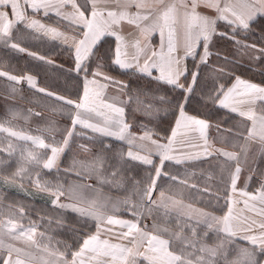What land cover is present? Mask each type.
Here are the masks:
<instances>
[{
  "label": "snow or ice",
  "instance_id": "1",
  "mask_svg": "<svg viewBox=\"0 0 264 264\" xmlns=\"http://www.w3.org/2000/svg\"><path fill=\"white\" fill-rule=\"evenodd\" d=\"M53 12L67 21L71 36L33 18L41 13L47 17ZM221 22L229 32L219 31ZM19 24L32 33L61 39L68 45L74 65L71 72L75 73V79L82 81V94L73 100L38 87L31 75L16 76L0 71V77H6L15 84L26 80L37 92L53 97L61 105V113L67 110L70 121L63 128L56 121H49L43 130L48 133L47 143L43 136L25 134L0 123V133L32 145L21 149L19 167L11 181L29 178L35 187L49 194L53 209L61 210V213L70 210L77 214L85 227L88 221H93L95 231L80 234L73 228L77 234L73 245L59 240L53 243V237L38 232L35 221L30 220L27 226L19 222L26 215L25 208L21 206L16 212L17 219L0 221V264H264V219L257 224L255 219L244 214L255 212L264 218V169L248 165L253 144L257 145L256 155L264 160V84L234 75L230 85L214 82L206 99L200 97L205 104L210 102L241 118L240 125L233 128L217 127L221 142L235 151L214 148L207 136L211 127L209 122L186 111L193 101L200 103L197 100L200 66L208 64L214 37L232 40L238 49L247 51L251 61L264 64V0H84V3L79 0H0V45L25 52L27 50L20 46L25 37L17 28ZM124 27L130 29L127 36ZM257 27L260 30L259 43L249 44L237 39L241 33L250 34ZM154 34H158V44L153 43ZM106 37L114 38V46ZM105 44H108L107 48ZM200 47L202 52L197 50ZM181 51L183 55H180ZM28 55L45 60L33 52ZM189 57L199 58L196 70L191 73L185 63ZM224 59L228 60L227 57ZM45 62L53 63L51 60ZM112 66L125 73L146 77L148 87L108 97L109 85L120 90L128 88L105 71ZM213 71L221 78L233 76L224 68ZM16 91L13 87L12 92ZM124 95L127 99L122 98ZM133 104L136 105L134 111L150 119L163 121L169 114L178 113L170 135L162 137L146 126L142 128V134H133L130 131L132 125L126 119V109ZM12 118H18L17 114ZM180 129L199 134L201 144L185 145V148L197 151L184 152V149L173 148ZM86 130L101 137L125 141L129 146L127 158L153 167L155 177L150 176L147 186L142 189H134L133 194L138 199L123 201L131 219L107 214L109 198L87 183L90 179H95L100 185L112 183L120 175V170L109 163L106 155L111 151V145H104L102 151L92 153L90 157L74 159L64 170L65 174L74 173L78 184L65 187L59 181L42 182L41 172L53 168L59 172V157L66 149L70 150L74 138L85 135ZM137 140L148 142L151 147L145 143L136 144ZM81 147L84 152L90 151L87 146ZM134 147L144 154L133 152ZM8 148L12 150L11 143ZM173 151L184 154L173 155ZM153 155L159 157V166L154 164ZM201 156H215L219 161L227 209L222 216L186 212L187 206L183 201L166 195L163 189L154 198L157 179L162 175L165 161L180 164ZM124 158L125 154L121 153L120 161ZM108 169H112V181L107 179ZM245 170L248 175L243 176L241 187L238 182ZM257 173L259 186L249 191ZM209 178H212L211 174ZM170 179L189 186L186 180H179L176 176ZM190 187L195 188L196 185ZM77 189L81 190L79 194ZM241 204L243 207L237 213V206ZM161 209L165 219L163 224L156 216ZM2 212L3 205L0 204V215ZM173 214L175 229L168 226ZM44 218L43 215L40 217L41 220ZM149 219L151 224L144 223ZM52 222L49 218L48 224ZM55 222L63 226L61 216L58 215Z\"/></svg>",
  "mask_w": 264,
  "mask_h": 264
},
{
  "label": "trees",
  "instance_id": "2",
  "mask_svg": "<svg viewBox=\"0 0 264 264\" xmlns=\"http://www.w3.org/2000/svg\"><path fill=\"white\" fill-rule=\"evenodd\" d=\"M224 41L227 46H222L221 49H214V53L219 56L227 57L228 60L226 61L225 59H221L223 63H226L227 65L230 64V66L226 65H216L213 62L210 64L202 66L200 69V86L197 89V100H200L201 96H204L206 99V96L209 92L214 87V82L215 83H227L230 84L232 79L234 78V75H239L240 77L255 81L257 83L264 84V64H261L259 62H253L250 59H245L241 58L238 55L232 54L233 52L228 51L230 50L229 48H238L236 45H234L233 41L225 38V37H219ZM256 38V37H255ZM247 39V38H246ZM248 40V39H247ZM250 40V39H249ZM245 41V40H244ZM46 46L49 47H55V52L53 54H48L45 51H42L41 49L34 47L32 45L27 46V51L28 52H33L36 53L40 56H43L47 59L52 60V64H47L40 59H36L33 56H30L28 54H20V53H12V65L10 67L6 68H1L2 70L15 74L17 76H22V75H27L31 74L34 76H37L39 78V83L40 86L43 88L47 89L48 91H51L57 95L60 96H65L67 98H71L73 100L77 99L78 94H82V81H78L75 79V73L71 72V69L73 68V60H71L70 65H67V59L64 57L60 56H55L60 50L67 51L69 50L65 47H61L55 43H48V41H44ZM259 43V42H257ZM69 54H71L69 52ZM229 54L231 56H229ZM190 63L191 60L189 61V70H190ZM65 67V68H64ZM208 68L212 71L213 75L206 78L203 73V69ZM218 68H224L228 72L232 73L233 76L229 77H224L223 79H219L217 77V72H214L213 69H218ZM108 72L119 76L124 79H129L130 78V73H125L121 70H119L117 67L112 66L110 69H106ZM190 72V71H189ZM49 79V82L47 81ZM77 85L75 84V82ZM70 83L69 88L64 87V83ZM15 87L17 89L16 92H12V88ZM0 96L6 99L7 103H2L1 105L7 104V110H4V115L8 118H12L13 115L15 114L13 111L8 110L10 104H14L19 108H22L28 113V117L30 118H36L38 123H49V121H55L58 123V125H63V123H66L68 125L70 121L67 118V110H64L63 113H61V105L55 101L53 97H48L44 93H39L36 90L34 91L33 89L27 88L25 86H20L18 84H15L14 82H11L7 80L6 78H0ZM32 96L36 98L37 101H33ZM1 105H0V110H1ZM55 109V112L53 111ZM31 110V112H29ZM32 110H35L36 113H40L39 116L35 115L32 113ZM128 111V109H127ZM130 111V110H129ZM128 111V114H129ZM187 112L192 113L196 116L205 118L207 120L212 121L213 118L212 116L215 115H222L226 116L232 119H235L234 116L226 113L225 111L220 110L219 108L213 106L210 102L205 104L204 100H200V103H197L196 101H193L190 106L187 107L186 109ZM177 115V114H176ZM176 115L169 114L166 119L163 121L158 120V122H163L162 124L155 126L153 129L154 132L158 133L162 137H166L169 135L171 127L173 125V122L175 120ZM3 116V115H1ZM25 117V116H23ZM129 118V116H128ZM1 120V119H0ZM18 121H22V117L16 118ZM130 120V119H129ZM5 122L4 120H1ZM156 121V120H155ZM213 122V121H212ZM133 124V123H132ZM11 128H16L20 129L22 127L18 126L15 127L12 124H7ZM6 125V126H7ZM228 125V124H225ZM7 126V127H9ZM35 127V124H31L30 130L33 132H36V130L33 128ZM134 127V126H133ZM135 129H140L134 127ZM24 130H27L25 128H22ZM149 129V128H148ZM142 131V128L140 129ZM86 134L90 135L94 139L92 141L86 140V143L88 144V149H90L88 156L90 157L92 153L100 152L103 149L104 145H111V151L106 153V155L109 158V163L115 164V160L119 159L120 154L124 153L125 154V147L119 143H116L114 141H110L108 139L99 137L97 135H94L88 131H86ZM98 137V138H97ZM10 138V137H9ZM8 138L5 139L4 137L0 138V149L3 151H0V156L5 154V158L2 162H0V176H4L7 178H11L13 175V172L11 170L16 169L19 165V162H17L14 159L13 154H18L19 152H15L13 150V146L15 145L14 141L15 139L10 140ZM75 141L73 142V146L76 143L77 137H75ZM48 141V139H47ZM101 141H103V144H101ZM9 143L12 145V150L10 151L8 148ZM5 145V146H4ZM76 146V145H75ZM75 148V147H74ZM69 154V153H68ZM19 155V154H18ZM17 156H15L16 158ZM72 157V156H71ZM80 160V159H79ZM126 160V162H125ZM72 159L70 158V162L72 164ZM67 161H64V166ZM119 164V170H120V175L115 178V181L112 183H108L102 187V191L104 190L105 192H110L115 194L113 197L114 198H120L123 199V194L125 190H128L130 186L134 183L136 185V190L142 189L143 187L147 186L149 182V177H153V169L148 168V167H141L138 166L139 169H135V165L137 163L132 162L130 160H127L124 158L123 161L117 162ZM206 164V163H205ZM116 166V164H115ZM65 170V168H64ZM138 170V172H137ZM140 170V171H139ZM199 170V169H198ZM111 171L112 169H108L106 176L107 179H110V181L113 180V177L111 176ZM45 172L44 170L42 171L41 174ZM201 176H206L203 170L198 171ZM50 175H55L52 172L49 173ZM69 177L71 179H77L75 174L68 173ZM73 177V178H72ZM35 179V176L33 175L32 180ZM18 182H20L23 185H28V186H33L34 184L32 183L29 178L25 177L24 179H16ZM91 180V179H90ZM56 182L59 181L58 179L55 180ZM60 183L66 185L67 182L65 179L63 181H59ZM215 189V187H214ZM103 191V192H104ZM207 198H211L212 200L211 203L205 202V201H197L194 200L196 203H199L203 205L204 207H207L214 212L217 211V206L215 205V196H211L210 194L204 193ZM3 195L4 198H1ZM10 193L9 191H0V204L3 205V212L2 215H0V219L3 220L4 218H7L11 216L10 212L12 210V206L15 205L14 202H12V199L10 198ZM11 206V208L9 207ZM225 210V209H224ZM223 210V211H224ZM44 216V214L41 215H36L35 219L38 220L37 222H43L45 220H41L40 217ZM157 219L160 223H165V219L161 214H156ZM152 221L151 219H149ZM168 226L172 227L175 229V220L170 219L168 221Z\"/></svg>",
  "mask_w": 264,
  "mask_h": 264
},
{
  "label": "rangeland",
  "instance_id": "3",
  "mask_svg": "<svg viewBox=\"0 0 264 264\" xmlns=\"http://www.w3.org/2000/svg\"><path fill=\"white\" fill-rule=\"evenodd\" d=\"M224 30L229 31L226 27H224L221 24L220 25V31L225 32ZM255 35L257 36L258 34L254 33V32L250 33L249 35L241 33L239 36H237V39L241 40L242 42H246V43H249V42L251 43L253 41H256V42L260 41V37H256L255 38ZM23 41H25L29 45H32L34 47H37V48L41 49L42 51L47 52L48 54H53L55 52V49H56V46L55 47L46 46L44 44L45 43L44 40H42L41 38H34V37H31V36H29L27 34H25V38L23 39ZM224 41L225 40H223L221 38H217V36L214 37L213 41H212V43L210 45L209 51L211 52L214 49H221L222 46H227V44H225ZM48 43H50V42H48ZM107 47H108V44H106L105 48H107ZM229 49L230 50H228V51L233 52L232 54L238 55L241 58L249 59V54L247 53L246 50L238 49V48H229ZM12 53L28 54L29 52L28 51L19 52L17 50L11 49L9 47L0 45V71H2L1 68L10 67L12 65V56H11ZM211 53H212V55L208 58V63L211 61V62H213L216 65L220 64V65H226V66L229 65L230 66V64L227 65L226 63L222 62L221 59H224L222 56H220V58H221L220 59L219 56H217L214 53V51L211 52ZM38 56H40V55H38ZM55 56H60V57L66 58L67 59V63H69L67 65H70V62L72 60V56H71V54H69V52H67V51L65 52L63 50H60L57 54H55ZM229 56H231V55L229 54ZM46 60H50V59L45 58V60H41V61L45 62ZM197 63H199V58L198 57L195 58V59L194 58L191 59V63H190V67L191 68L189 70L190 73L192 71L196 70L195 66H196ZM47 64H49V63H47ZM202 66H204V65H201L200 69L202 68ZM203 73H204V76L206 78H208V77L213 75L212 71L210 69H208V68H204L203 69ZM217 77L219 79H223L224 78V77L221 78L219 76V74H217ZM0 78H2V77H0ZM3 78H6V77H3ZM129 80L132 81V84H131V86L128 88V90L126 92H128V91L135 92V90H137V89H143V88L148 87V81L144 80L142 78L130 76ZM47 81L49 82V79ZM24 84H25V80L22 81L21 83H19L18 85L25 86V87L29 88L27 85H24ZM75 84L77 85L76 82H75ZM40 87H42V86H40ZM64 87L65 88H69L70 87V83L69 82L68 83H64ZM152 87H155V85L153 84ZM124 97H126V95H124ZM32 99H33V101H37L34 96H32ZM2 103H7V101H6L5 98L0 96V105ZM135 107H136V105L133 104L132 107L128 108V111L130 110L128 116H129L130 122L133 123V125L136 126V128H140L141 129L144 126H146L149 129H153L155 126H158V125L163 123V122L159 123L157 119H150L149 117H146L145 115L141 114L140 112L134 111L133 109ZM9 108L10 109H8V110H11L15 114H17V117H22V121H18L16 119L6 117L3 112H4V110H7V104H4V105H1L0 119L4 120L5 122L0 120V123H4L5 127L9 126V125H7L9 123V124H12L15 127L20 126L22 128L27 129V130H24V129L21 128V131H23V132H27V133H31V134H41L43 137L46 138V141H47L48 133L43 131V130L48 126L49 123H46V124L38 123L36 118H30L29 119L28 113H26V111L24 109L19 108V107H17L14 104H10ZM32 113L35 114L36 113L35 110H32ZM1 115H3V116H1ZM12 115H14V114H12ZM23 116L27 117V119H24ZM211 118H213L212 121L217 123L218 125L229 124V123L233 122V120L231 118L226 117V116H222V115H218V114L215 115V116H212ZM54 121H55V119H54ZM32 123L35 124V127H33V128L36 130V132H33V131L30 130ZM65 126H67L66 123H63V125H60L59 127L63 128ZM140 129H138V131ZM213 132H214V129H213ZM216 135H217L218 138L221 139V137H219L218 134H216ZM1 137H4L7 140L9 138L7 133H0V138ZM76 137H77V140H76V143H75L76 146L75 145L73 146V143H72L70 150L67 149L66 153L64 154L62 170H60L59 172H57L56 170H51V171L44 170L45 172H43V174H41L42 182L43 181H48L50 183H56V181H55L56 179H58L59 181H63L65 179L67 182H69V183H67L65 185V187L69 186L70 184H78L79 183L78 179H71L69 177V174H65L64 168L67 169V168L70 167V165H71L70 158L72 160H74V159L79 160V159H84V158L89 157L88 156L89 152H84L81 146L82 145L83 146H88V144L86 143V140L92 141L94 138L91 137L88 134L77 135ZM11 138L15 139L13 137H10L9 139L12 140ZM57 139H59L58 136H57ZM75 139L76 138H74V141H75ZM12 141H14V140H12ZM14 142H15L14 143L15 145L13 146L14 147L13 150L15 152H19L18 153L19 155L18 154H13L12 156H14V159L17 162H19L21 149L22 148H31L32 146L29 143H26V142L24 143L23 141L18 140V139L16 141H14ZM47 142H49V140ZM2 149H0L1 152L3 151ZM253 150H254V154H255L256 153V149L254 147H253ZM15 156H17V157L15 158ZM4 158H5V154L1 155L0 156V162H2L4 160ZM64 161H67L65 166H64ZM114 162L116 164V168L118 169L119 168V164H117V162H119V159L115 160ZM125 162H126V160H125ZM212 163H215V162H212ZM212 163H210V164L199 163V164H196L195 167L197 169H199V170H204V169H206L207 165H211ZM137 165L141 166V167H144V166H142L140 164H136L135 167H134L135 169H139ZM0 166H1V164H0ZM18 167H19V165H18ZM17 168L13 169L11 171L13 173H15ZM178 170H179V168L174 169V171H178ZM50 172H52L54 174H57V176L50 175L49 174ZM137 172H138V170H137ZM70 174H72V173H70ZM2 177L3 178H7V177H4V176H0V191H9L10 196H11L10 198L12 199V202H14L15 204L20 205V206H22L24 208H27L26 210H27V215L28 216L25 215L26 217H24L19 222L20 223H24V222H27V221L29 222L30 220L38 221V220L35 219V216L44 214L45 215V220L40 224L41 232H45L46 236L53 237V243L56 240H59V241H62L64 243H67L69 245H73L75 243L76 239H77V234L72 231L73 228L79 230L80 234H83L85 231L92 230L93 222L88 221V225H87V227H85L83 222L80 220V218L76 214H73V213H71L70 211H67V210H64L61 213V210L53 209L51 204H50L49 194L47 192L41 191L37 187H35L33 185L34 188H31V190H30L31 193H29L30 195H24V193H18L17 192V191H20V190H19V188L17 186H15V184H10L9 182L8 183L5 182V180ZM185 178H187L188 181H190V180L193 181L195 183L197 189L195 191L191 192V191H183L180 188L175 187V190L179 189L178 191L176 190V193L181 194L184 197L190 198L192 200L194 199V200H197V201H205V202L211 203L210 200H212V199L211 198H207L205 196V194L202 193L201 191L205 192L203 189L207 188L208 190L212 191L211 196H215L214 187L217 184V179L214 176H212L213 179H208L207 176H201L199 173L198 174H194L193 176H191L190 173H188L187 176L185 175ZM7 179H9V181H11V178H7ZM12 183L21 184L17 180L12 181ZM87 183H89L91 185H94L95 187L98 188V190H101V192L104 191V190L102 191V187L104 185H106V184H103V185L98 184L95 179L88 180ZM21 185H23V184H21ZM26 186L28 187V185H26ZM135 188H136V185L133 183L128 190L123 191L124 192V194L122 196L124 198L123 200H125V199L136 200V199H138V197L133 194ZM34 189H36L37 191L34 190ZM79 191H81V190L79 189ZM103 194L109 198L108 201H107V209H106L107 214H110V212H113V211H115V209L119 208L118 210H119L120 214H122L124 216L131 217L129 212L125 209L123 201L114 203L115 202L114 199H117V198L113 197L115 194L110 193V192H105V191L103 192ZM85 195H89L90 196L91 193H85ZM1 198H4L3 195H2ZM154 198H156V196ZM220 209H222V206L220 207ZM17 210L18 209H15L16 212H17ZM190 212H191V210H190ZM10 214H11L12 217L18 218L16 216V213L10 212ZM156 214H161L163 216V210H160ZM58 215L61 216V218L63 220V226H58L56 224V222H55V218ZM49 218H52V220H53L51 225L48 224V219ZM171 219L175 220V214L172 215ZM144 223L151 224L152 221L146 220V221H144ZM37 224H39V223H37ZM209 242L211 243L212 240H210Z\"/></svg>",
  "mask_w": 264,
  "mask_h": 264
},
{
  "label": "crops",
  "instance_id": "4",
  "mask_svg": "<svg viewBox=\"0 0 264 264\" xmlns=\"http://www.w3.org/2000/svg\"><path fill=\"white\" fill-rule=\"evenodd\" d=\"M80 3H84V0H79ZM71 9H65V11H70ZM29 15L31 16V12L29 11ZM35 19H39L41 21V23L45 24L46 26H49V27H53V28H56L58 29L60 32H63V33H66L67 35L71 36L72 33L67 29L66 25H67V21H63L60 17H58L54 12L53 13H49V15L47 17H44L43 16V13L33 17ZM260 18L258 17L257 18V22H259ZM221 24L223 25V23L221 22ZM220 24V25H221ZM17 28L20 30L21 33L24 34V37H25V34L31 36V37H36L38 36L39 38H41L42 40L44 41H48V42H51V43H55L61 47H65L68 49V45L64 44L63 41L61 39H54L52 38L51 36H44L42 34H36V33H32L31 30H28L25 28V26L23 24H19L17 25ZM228 29V28H227ZM229 30V29H228ZM124 31V34L127 36L128 32L130 31V29L128 27H124L123 29ZM219 31H220V27H219ZM225 32H229V31H226L224 30ZM223 32V31H221ZM254 33H257L258 35L255 37H260V30L259 28H254L253 31ZM249 35V34H248ZM107 41L109 42H112L113 43V46H114V38L112 37H106L105 38ZM128 39H131V37H128ZM181 40H182V36H181ZM158 41H159V37H158V34H154L153 36V43L154 44H158ZM260 42V41H258ZM70 43V42H69ZM251 43H257L256 41H253ZM249 42V44H251ZM21 47L23 48H27V46H30L29 44H27L25 41H22L21 44H20ZM106 46V44L104 45V47ZM10 48V47H9ZM199 52H201L203 49L202 47L198 48L197 49ZM129 51L131 52L132 50L129 49ZM213 52V51H211ZM38 55V54H37ZM180 55H183V52L181 51L180 52ZM193 59L192 57H189L185 63L187 65V68L189 70V61ZM211 61L208 63L210 64ZM74 67V65H73ZM116 67V66H115ZM118 68V67H117ZM119 69V68H118ZM120 70V69H119ZM4 71V70H2ZM105 71H107L105 69ZM122 71V70H121ZM6 72V71H5ZM124 72V71H123ZM6 73H9V72H6ZM108 75L111 76L114 80L116 81H119V82H122L123 84H126L128 85V88L131 86L132 84V81H130L129 79H124V78H121L119 76H116L110 72H108ZM190 73V72H189ZM264 73V71H263ZM10 75H15V74H12V73H9ZM27 75H31V74H27ZM131 76L133 77H139L141 78L138 74H131ZM17 76V75H16ZM35 78L36 82H37V85L38 87H40V83H39V78L37 76H34V75H31ZM189 79L191 78L190 75L188 77ZM242 79H245V80H249V79H246V78H243L241 77ZM7 79V78H6ZM144 80H147V78H142ZM183 79V78H182ZM8 80V79H7ZM253 83H257L255 81H252V80H249ZM12 82V81H11ZM257 84H261V83H257ZM24 85H27L30 89H33L31 88L27 81L25 80V84ZM230 85V84H229ZM127 89H124V90H120L117 86L115 85H109L108 88H107V91H106V95L108 97H114V96H121L122 94V91L123 92H126ZM33 90H36V89H33ZM123 99H127V96L124 97L122 96ZM76 100V99H75ZM220 109V108H219ZM222 111H225L226 113L234 116L235 119H232L233 122L232 123H229L228 125H225V124H221V125H218L217 123L215 122H212L210 120H207L209 122V124L211 125V127L207 130V136L209 138V141L210 143L213 145L214 148H225L226 150L228 151H235L236 149H233L230 145H227V144H224L221 142V139L217 137L216 134L219 135V137H221V133H218L217 132V127H220L221 129H228V128H233L234 125H240V122H241V118L238 117L236 114H233V113H230L228 112L227 110L225 109H220ZM189 115H194L192 113H189ZM178 116V113L175 117V119L177 118ZM202 118V117H200ZM126 119H127V122L132 125L130 131L135 134V135H140L142 134V131H138V129H135L134 125L130 122L129 118H128V111L126 109ZM202 119H205V118H202ZM174 123H175V120L173 122V125L174 126ZM134 126V127H133ZM13 130H16V131H21L20 129H16V128H12ZM213 129H214V132H213ZM23 132V131H22ZM90 132V131H89ZM25 134H29V135H39V136H42L41 134H31V133H27V132H24ZM170 133H171V130H170ZM169 133V135H170ZM93 134V133H92ZM97 136H99V134H95ZM168 135V136H169ZM101 137V136H99ZM15 138V137H13ZM102 138H105V139H108L110 141H114L116 143H119L121 145H123L125 147V158L127 160H130L132 162H135L137 164H140L144 167H148V168H152L153 167L151 165H144L142 163H140L139 161H135V160H131L129 158H127L126 156V153L127 151L129 150V146L128 144L125 142V141H119V140H116L115 138H111V137H102ZM15 140H17L15 138ZM24 142V141H23ZM161 142H166V141H161ZM25 143V142H24ZM26 143H29L31 145L30 142H26ZM47 143V141H46ZM141 143H145L148 147H151L150 144H148V142H141L139 140L136 141V144H141ZM202 141L200 140L199 138V134L198 133H195V132H191V131H188V130H185V129H180L178 130V135L176 137V142L175 144L173 145V148L174 149H184V152H195L197 151V149L195 148H191V147H187L185 148V145H196V144H201ZM32 146V145H31ZM253 147L256 149L257 148V145L253 144L251 146V150H250V154H249V160H248V165L252 166V167H257L258 169H264V160H260L258 155H256V153L254 154V150H253ZM67 151V149H66ZM65 151V153H66ZM132 151L133 152H139V154H144L143 152H141L138 148H132ZM63 153L58 161H57V167L59 168V171L62 170V164H63V158H64V154ZM173 155H182L184 153L182 152H179V151H173L172 153ZM253 157H255V163H253ZM152 159H153V162L156 166H159L160 165V160H159V157L157 155H153L152 156ZM212 162H215V163H212ZM199 163H206V164H210L212 163L211 165H207L206 169H204V173L206 174V176L209 178V174H211V176H214L216 179H217V184L215 186V205L217 206V211L214 212L213 210L207 208V207H204L203 205L199 204V203H196L195 201H193L192 199L190 198H186L184 197L183 195L181 194H178L176 193V190L178 191L179 189H176L175 190V187H178L180 188L181 190L183 191H195L197 189V187L193 188V187H190L191 185H195V183L193 181H188L187 178H185V175L187 176L188 173H190L191 176H193L194 174H198L199 170L195 167L196 164H199ZM214 164V165H213ZM219 161L216 159L215 156H209V157H203L201 156L200 158H197V159H190V160H185L183 163H180V164H177L175 161H165L164 162V165L162 167V175L157 179V188H156V192L154 193V197H158L159 196V192L161 189H163L166 193V195H172L174 196L175 199H178V200H182L184 205H186L187 207L185 208V210L187 212H190L191 210V214L193 215H196L198 212H207V213H210L214 216H222L226 211V207H225V200L223 199V187L224 185L220 182V169H219ZM176 168H179L178 171H174V169ZM52 170H56V168H53ZM180 171V172H179ZM226 175V174H225ZM248 175V172L247 170H245V172L243 173L242 175V178H241V181L238 182V185L239 186H243V176H246ZM171 176H176L179 180H186L187 181V184L189 185L188 187L182 185V184H179L177 182H174L170 179ZM153 177H155V171L153 169ZM3 178V177H2ZM5 180V182H9L10 184H15V186H17L19 188L20 191H17L18 193H24V195H30L29 193H31V188H34V186H26V185H21V184H16V183H12V181H9V179L7 178H3ZM213 179V178H211ZM260 179L259 177V174L257 173L255 176H254V180L253 182L249 185V188L248 190L249 191H254L259 185L257 183V181ZM8 180V181H7ZM70 185H74V184H70ZM33 190V189H32ZM36 190V189H34ZM205 191V189H203ZM37 191V190H36ZM101 191V190H99ZM33 192V191H32ZM202 193H206L207 195L208 194H212V191L211 190H207L205 192L201 191ZM77 193L79 194L80 191L79 189H77ZM103 193V192H102ZM238 198V197H237ZM124 199V198H123ZM123 199H120V198H117V199H114V203H117V202H122L124 201ZM222 206V209H220V207ZM12 210L11 212L13 213H16L15 209H18L19 207H21L20 205H13L12 206ZM243 205H238L237 206V213H239V210L240 208H242ZM27 208H25L26 210ZM119 209V208H118ZM118 209H115V211L113 212H110V215H115L119 218H122V219H131L132 217H129V216H124L122 214L119 213V210ZM225 209V210H224ZM162 210V209H161ZM224 210V211H223ZM67 211H70V210H67ZM71 212V211H70ZM73 213V212H71ZM75 214V213H73ZM246 216H248L250 219H255L257 221V224L264 218L260 217L259 215H257L255 212H245L244 213ZM77 215V214H76ZM26 216L27 215V210H26ZM25 216V217H26ZM8 219H17V218H14L12 216H9L7 218H4L3 220L0 219V221H4L6 222ZM32 221V220H31ZM37 222V221H35ZM90 222H93L90 220ZM39 223L38 224V232H41V227H40V224L42 222H37ZM25 226H27L29 224V222H24L23 223ZM90 231H95V226H94V222H93V228L92 230ZM143 250V249H141Z\"/></svg>",
  "mask_w": 264,
  "mask_h": 264
}]
</instances>
